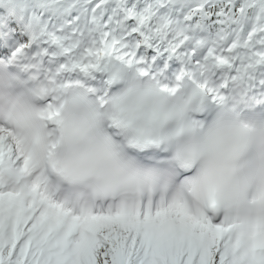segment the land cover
Returning a JSON list of instances; mask_svg holds the SVG:
<instances>
[{
	"label": "snow or ice",
	"instance_id": "obj_1",
	"mask_svg": "<svg viewBox=\"0 0 264 264\" xmlns=\"http://www.w3.org/2000/svg\"><path fill=\"white\" fill-rule=\"evenodd\" d=\"M118 69L195 89L211 107L264 113V0H0V77L36 97L37 119L62 124L59 89L102 99ZM149 155L156 167H128L153 190L171 165L197 158ZM44 158L43 137L0 127V264H264V217L192 211L181 198L69 207L51 195ZM220 203L210 195L212 209Z\"/></svg>",
	"mask_w": 264,
	"mask_h": 264
},
{
	"label": "clouds",
	"instance_id": "obj_2",
	"mask_svg": "<svg viewBox=\"0 0 264 264\" xmlns=\"http://www.w3.org/2000/svg\"><path fill=\"white\" fill-rule=\"evenodd\" d=\"M117 72L102 99L86 89H59L60 125L37 119L42 105L36 97L0 77V127L12 128L29 143L43 137L41 171L54 199L77 209L157 200V189L128 167L157 166L131 154L138 150L131 139L142 134L164 140L159 147L167 149L166 159L177 150L196 153L191 168L171 165L168 170V185L182 188L181 199L192 211L207 209L228 219L264 217L259 200L264 193V113L211 107L195 89L165 91L126 69ZM205 114L210 118H199ZM210 195L221 201L215 209L208 205Z\"/></svg>",
	"mask_w": 264,
	"mask_h": 264
}]
</instances>
